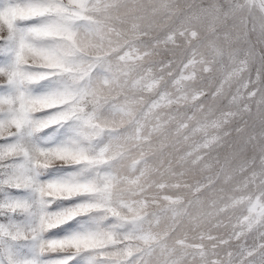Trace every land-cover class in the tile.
I'll return each instance as SVG.
<instances>
[{
    "label": "clouds",
    "instance_id": "obj_1",
    "mask_svg": "<svg viewBox=\"0 0 264 264\" xmlns=\"http://www.w3.org/2000/svg\"><path fill=\"white\" fill-rule=\"evenodd\" d=\"M25 7L13 19L18 5L0 0V37L14 41L0 67L7 85L0 136L14 142L0 145V167L16 178L29 168L77 167L53 181L71 191H37L41 200L84 202L41 215L37 233L69 215L92 217L83 231L41 240L39 251L63 253L58 264L77 256L92 264H264V162L258 182L256 176L223 185L215 179V166L199 148L200 64L189 60L193 70L186 75L157 67L160 50L178 46L176 36L188 46L190 26L147 44L175 9L159 0H29ZM249 16L264 23V0H241L221 16L211 40L217 55L239 46ZM25 17L35 22L19 29ZM96 65L108 74L89 76ZM229 75L232 83L243 79L239 68ZM46 101L57 106L55 117L39 115ZM51 119L65 122V135L42 148L37 137Z\"/></svg>",
    "mask_w": 264,
    "mask_h": 264
},
{
    "label": "rangeland",
    "instance_id": "obj_2",
    "mask_svg": "<svg viewBox=\"0 0 264 264\" xmlns=\"http://www.w3.org/2000/svg\"><path fill=\"white\" fill-rule=\"evenodd\" d=\"M11 2L18 5V8H13L10 12L13 19L28 11L25 5L29 0ZM159 2L165 7L171 5L175 12L170 14L166 28L147 40L148 46L162 40L182 24L190 26V43L185 47L183 38L176 36L178 46L171 48L170 45H165L160 50L157 67L165 66L163 70L169 74L175 69L177 73L186 75L188 71L193 70L188 63L189 60H193L194 63L200 64L204 74L199 84L203 95L198 105L205 125L201 130L203 139L199 145L201 158L206 157L215 166V179L219 180L221 185L234 178L243 180L245 176L250 178L256 176L258 182V173L264 162V95H262L264 23L251 16L247 17L241 28L243 38L239 46L229 53L217 55L212 48L211 40L221 31L217 26L218 21L241 0H159ZM34 22L35 18L25 17L18 28L23 29ZM228 23L231 24V21ZM13 46L14 41L0 37V67L4 66L6 58L11 55ZM233 68H239L242 72L243 79L239 84L231 82L229 74ZM98 70L105 76L108 74L107 66L101 68L100 65H96L89 69V76ZM28 87L32 89L33 85L30 84ZM6 88V82L0 78V95L5 93ZM46 105L39 115L45 119L55 117L57 106L51 101H46ZM62 123L65 122L58 119L48 121L47 126L37 137V142L42 148H52L64 138L65 129L61 126ZM11 142H14L11 136H0V145ZM77 171V167L63 164L38 171L29 168L23 177L17 178L22 185L20 188L0 184V204L18 200L22 205H26L25 208H18L16 211L10 212L6 208L0 211V264H58L64 260L63 253L40 252V241L59 240L85 230L92 223L91 214L69 215L57 226L37 233L35 229L41 215L57 216L67 213L84 202L78 196L58 198L54 201H51L50 197L41 200L37 188L45 186L52 191H71L70 187L55 184L53 181ZM8 177L9 173L0 167V180ZM65 264L92 262L77 256L66 260Z\"/></svg>",
    "mask_w": 264,
    "mask_h": 264
},
{
    "label": "snow or ice",
    "instance_id": "obj_3",
    "mask_svg": "<svg viewBox=\"0 0 264 264\" xmlns=\"http://www.w3.org/2000/svg\"><path fill=\"white\" fill-rule=\"evenodd\" d=\"M0 184H7L11 187H16V188H20L22 186L16 177H8L6 179L0 180ZM21 207H22V204L20 201L13 200L6 204H0V211L6 208L11 212V211H16L18 208H21ZM72 243H76V241H72Z\"/></svg>",
    "mask_w": 264,
    "mask_h": 264
}]
</instances>
